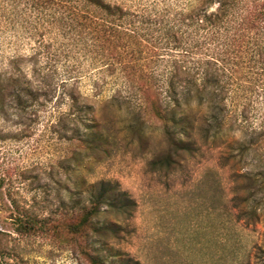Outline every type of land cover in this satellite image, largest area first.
Returning a JSON list of instances; mask_svg holds the SVG:
<instances>
[{"label": "rangeland", "instance_id": "rangeland-1", "mask_svg": "<svg viewBox=\"0 0 264 264\" xmlns=\"http://www.w3.org/2000/svg\"><path fill=\"white\" fill-rule=\"evenodd\" d=\"M105 1L125 15L107 17L83 0H0L1 72L17 59L29 79L77 81L83 102L115 104L98 113L114 137L111 154L69 172L60 166L67 154L66 125L49 114L38 121L32 112L0 115V264H86L64 236L19 233L17 217L29 212L53 219L67 191L102 180L118 182L136 203L120 238L95 246L109 262L127 254L143 264H264V196L246 201L255 191L246 189L249 177L264 174V159L252 150L239 154L233 141L244 136L207 145L174 171L149 165L164 146L161 120L149 106L154 91L167 93L166 83L176 82L175 96L197 109L198 61L219 51L199 46L192 28L177 20L182 8L202 0ZM180 29L184 40L176 44L170 36ZM227 70L225 99L237 114V128L260 131L264 91L252 74L241 79ZM170 91L161 94L163 104L171 103ZM137 128L144 132L142 143L130 136ZM252 207L259 219L239 218Z\"/></svg>", "mask_w": 264, "mask_h": 264}, {"label": "trees", "instance_id": "trees-1", "mask_svg": "<svg viewBox=\"0 0 264 264\" xmlns=\"http://www.w3.org/2000/svg\"><path fill=\"white\" fill-rule=\"evenodd\" d=\"M83 1L107 17L125 15L122 7L105 0ZM216 4L218 8L210 12ZM178 15L182 28H192V35L202 43L199 46H212L219 51L198 61L202 78L200 83L194 81V93L201 98L197 109L175 96L178 95L176 82L166 83L167 93L164 89L153 90L154 101L149 99V106L161 120L164 146L153 154L150 167L157 171H174L188 158L196 157L205 146L218 143L224 146L231 135L237 134L245 137L244 141H233L240 155L246 156L252 150L264 159V128L251 132L237 128V114L226 103L229 85L224 76L228 68L241 79L252 74L257 88L264 91V0H202L198 5L182 8ZM170 37L180 44L184 40L182 29ZM18 63L17 59H12L10 67L0 71V115L17 117L32 112L38 121L49 114L50 118L66 125V135L62 138L68 143L67 154L60 166L67 168V172L73 165L87 169L95 159L109 156L115 147L114 137L107 131L108 119L98 113L106 107H114V102L94 105L83 102L81 95L75 92L77 81L72 83L40 75L29 79L20 71ZM171 89L174 90L171 103L163 104L161 94L168 96ZM61 105L67 106L66 111L60 110ZM130 136L141 143L145 141L141 128ZM259 176L249 177L250 185L246 189L255 188V191L248 193L247 202L253 203L261 194L264 196V174ZM258 178L263 179L260 182ZM81 186L83 189H70L67 198H61V212L54 214L53 219L23 212L17 217L18 232L64 236L70 245L79 249L86 264H143L127 254H119L118 259L109 262L95 247L96 244L107 247L111 239L120 238L123 224L133 216L135 201L116 181L85 182ZM104 215L115 220L100 221ZM239 216L248 220L260 218L256 207L249 212L242 211Z\"/></svg>", "mask_w": 264, "mask_h": 264}]
</instances>
